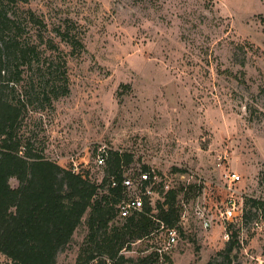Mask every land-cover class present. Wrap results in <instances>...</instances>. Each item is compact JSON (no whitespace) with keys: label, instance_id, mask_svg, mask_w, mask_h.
Here are the masks:
<instances>
[{"label":"rangeland","instance_id":"obj_1","mask_svg":"<svg viewBox=\"0 0 264 264\" xmlns=\"http://www.w3.org/2000/svg\"><path fill=\"white\" fill-rule=\"evenodd\" d=\"M17 5L10 9L20 14L22 38L37 51L13 90L31 99L20 134L47 158L70 169L76 164L94 181L106 174L96 164L105 147L132 155L126 175L146 167L156 175L157 194L166 184L163 194L177 190L176 213L186 218L175 224L176 245L158 253L163 235L156 225L142 238L127 237L119 264H263L264 0ZM66 79L69 92L48 101L44 91ZM228 172L241 175L233 219L218 213ZM155 197L160 217L157 202L164 196ZM197 207L214 217L211 227L201 225ZM86 217L57 264H78ZM123 219L117 216L116 224ZM233 233L238 242L228 253ZM0 264L16 263L0 253ZM87 264L107 261L99 255Z\"/></svg>","mask_w":264,"mask_h":264},{"label":"trees","instance_id":"obj_2","mask_svg":"<svg viewBox=\"0 0 264 264\" xmlns=\"http://www.w3.org/2000/svg\"><path fill=\"white\" fill-rule=\"evenodd\" d=\"M19 2L26 0H0V253L16 264H57L58 253L71 242L87 214L88 234L78 264L99 255L119 264L128 238H142L159 223L151 217L149 205L124 218L121 225L115 222L122 188L111 186V176L122 178L133 158L128 152L107 151L106 174L100 183L47 158L20 134L31 99L27 94L14 95L13 90L37 51L22 38L20 14L10 9L12 4L19 8ZM26 13L29 20H35L31 9ZM68 92L66 79L44 95L51 101V96ZM13 178L16 186L11 184ZM163 191L164 201L157 202L159 218L174 226L180 218L175 206L177 190ZM237 242L233 233L226 251L231 253Z\"/></svg>","mask_w":264,"mask_h":264},{"label":"built area","instance_id":"obj_3","mask_svg":"<svg viewBox=\"0 0 264 264\" xmlns=\"http://www.w3.org/2000/svg\"><path fill=\"white\" fill-rule=\"evenodd\" d=\"M107 151L105 147H101L96 155V164L98 166H103L106 161ZM73 171L81 172L78 166L75 164L72 167ZM111 186L121 187L122 193L127 194L123 196L121 200L116 205L117 213L120 218H126L135 212L142 211L145 206L149 205L151 207L150 215L151 217L159 223L157 228L162 231L163 242L161 247L157 248L158 253L161 251L169 250L174 247L179 239V229L177 226H168L164 223L159 216L156 215V207H154L155 196L160 194V189L157 194V176L146 169H141V173L138 176L126 175L125 172L122 173V178L117 179V176H111ZM228 178V196L221 208H219V217L224 219L236 218L239 214L240 203L238 199V190L236 189V183L241 179V175L237 172H228L226 174ZM168 184L164 185L163 188H168ZM129 192V193H128ZM183 212H181L182 215ZM195 214L199 219L201 225L204 228H209L212 226L214 217L210 216L209 211L201 207H197ZM180 219L186 218V213L184 212ZM156 228V229H157ZM226 238L229 237L228 232L225 233ZM122 252V251H121ZM121 254V253H120ZM107 264H115L116 259L105 257ZM264 264V263H263Z\"/></svg>","mask_w":264,"mask_h":264}]
</instances>
